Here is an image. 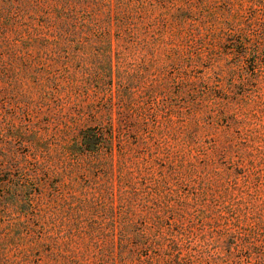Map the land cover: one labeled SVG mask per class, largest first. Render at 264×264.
<instances>
[{
  "label": "trees",
  "instance_id": "1",
  "mask_svg": "<svg viewBox=\"0 0 264 264\" xmlns=\"http://www.w3.org/2000/svg\"><path fill=\"white\" fill-rule=\"evenodd\" d=\"M178 1L17 0L52 133L32 145L25 217H0V264H264V139L197 138L216 98L191 75L208 41ZM250 2L237 33L257 60Z\"/></svg>",
  "mask_w": 264,
  "mask_h": 264
},
{
  "label": "rangeland",
  "instance_id": "2",
  "mask_svg": "<svg viewBox=\"0 0 264 264\" xmlns=\"http://www.w3.org/2000/svg\"><path fill=\"white\" fill-rule=\"evenodd\" d=\"M193 2L191 6L178 1L172 13L181 7L188 9L185 27L195 23L208 41L204 61L192 66L190 72L197 79L210 81L216 104L201 111L200 116L207 118L197 138L205 147L215 142L223 145L227 138L241 140L247 131L264 139V53L257 60L246 56L237 33L255 20V10L261 7L252 9L250 0ZM18 15L17 0H0V217H25L20 205L31 187L32 145L38 140L45 143L52 133L45 102L29 76L32 49L23 37L25 21ZM176 45L183 48L180 41ZM211 53L214 60H209ZM173 74L170 69L168 75ZM257 145L264 147V142ZM208 152L213 153L211 149ZM194 156L199 157L198 164L204 163V155L195 152ZM219 168L240 172L228 159L220 160ZM240 258L243 264L254 263V258L236 254L229 264H238Z\"/></svg>",
  "mask_w": 264,
  "mask_h": 264
}]
</instances>
